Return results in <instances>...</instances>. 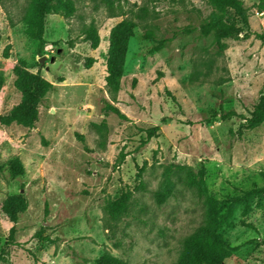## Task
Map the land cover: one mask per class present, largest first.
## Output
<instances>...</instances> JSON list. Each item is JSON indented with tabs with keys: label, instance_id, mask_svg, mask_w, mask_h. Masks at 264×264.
I'll list each match as a JSON object with an SVG mask.
<instances>
[{
	"label": "rangeland",
	"instance_id": "374dc122",
	"mask_svg": "<svg viewBox=\"0 0 264 264\" xmlns=\"http://www.w3.org/2000/svg\"><path fill=\"white\" fill-rule=\"evenodd\" d=\"M30 1L0 0V117L21 101L18 61L53 89L33 128L0 123V204L16 195L27 202L15 223L0 219V264H178L205 213L189 172L233 204L219 228L222 264H264V191L238 201L264 189V123L245 124L264 95V0H241L243 30L223 51L201 29L213 10L207 0H73V16L46 17L44 47L26 34ZM125 19L137 26L113 97L109 36ZM91 23L95 50L82 32ZM15 158L24 174L11 178ZM125 193L128 210L113 220L104 208Z\"/></svg>",
	"mask_w": 264,
	"mask_h": 264
},
{
	"label": "trees",
	"instance_id": "16d2710c",
	"mask_svg": "<svg viewBox=\"0 0 264 264\" xmlns=\"http://www.w3.org/2000/svg\"><path fill=\"white\" fill-rule=\"evenodd\" d=\"M212 7L209 18L202 25L201 29L205 34L212 35L220 51L226 48L225 40L237 37L242 32L239 22L245 23L246 9L241 0H207ZM260 12H264V3L259 6ZM76 11L73 0H31L24 16L27 26L26 34L38 41L39 47L46 45L45 19L49 14H59L66 18L74 15ZM137 24L125 19L114 26L109 36V48L107 58L106 87L108 92L115 97L120 89L121 79L124 70V63L127 51V43L133 35ZM83 35L86 41L90 42L92 49L100 45L98 28L91 23L83 27ZM161 46V43H160ZM7 55V53H5ZM91 59L87 66L89 67ZM14 87L21 94V101L14 106L7 114L0 117L3 125L17 124L27 128H33L38 120V106L44 100L48 92L53 89V84L40 76L30 73L25 61L20 60L14 69ZM109 109L124 119L121 111L108 105ZM235 115L234 112L221 113V119ZM264 123V95L260 97L250 117L245 120L248 128H256ZM159 127L147 129V138L142 145L148 143L159 131ZM123 156V155H122ZM8 173L11 178L24 174V167L20 159L15 158L8 164ZM187 186L196 189L197 195L203 200L205 206L204 219L198 229L185 239L182 253L178 264H222L226 258V243L219 234V228L223 221L232 213L233 204L224 207L222 203L209 196L204 185L202 175L189 172L186 180ZM264 189H252L243 192L238 201H245L252 196L262 193ZM169 187L164 192L157 193L159 203L169 195ZM130 200L129 193L123 194L117 200L105 206L106 214L113 220H117L128 210ZM27 209V202L23 195L12 196L0 204V219L15 223L20 213ZM225 210L224 213L222 211ZM109 264H123L116 258L109 257Z\"/></svg>",
	"mask_w": 264,
	"mask_h": 264
},
{
	"label": "water",
	"instance_id": "95a60500",
	"mask_svg": "<svg viewBox=\"0 0 264 264\" xmlns=\"http://www.w3.org/2000/svg\"><path fill=\"white\" fill-rule=\"evenodd\" d=\"M45 60V58L43 57L41 60H40V63H43Z\"/></svg>",
	"mask_w": 264,
	"mask_h": 264
}]
</instances>
